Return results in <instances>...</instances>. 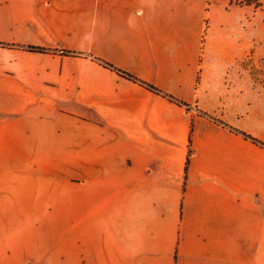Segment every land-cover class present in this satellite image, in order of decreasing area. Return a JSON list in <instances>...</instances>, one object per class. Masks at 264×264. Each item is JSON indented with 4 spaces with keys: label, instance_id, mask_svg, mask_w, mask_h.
<instances>
[{
    "label": "crops",
    "instance_id": "1",
    "mask_svg": "<svg viewBox=\"0 0 264 264\" xmlns=\"http://www.w3.org/2000/svg\"><path fill=\"white\" fill-rule=\"evenodd\" d=\"M254 13L0 0V264H264Z\"/></svg>",
    "mask_w": 264,
    "mask_h": 264
},
{
    "label": "rangeland",
    "instance_id": "2",
    "mask_svg": "<svg viewBox=\"0 0 264 264\" xmlns=\"http://www.w3.org/2000/svg\"><path fill=\"white\" fill-rule=\"evenodd\" d=\"M218 1L219 0H213L214 3H218ZM223 1H224V3H226V5H230V6H233V7L243 6L244 8L247 9V15L249 17H251V16L254 17L255 16V13L254 12H256L257 7H261L262 9H264V0H223ZM208 9L209 8L207 7V11H208ZM206 20H207V23H208L209 22L208 19H206ZM256 47H257V45H253V47L250 48L251 51L249 49V53H248V57H249L248 58L249 59L248 60V66L249 67H252V68H255L257 66L263 65V67H264V61H263V64H262L261 61H260V59L258 60L257 58H253L252 57V55L255 54Z\"/></svg>",
    "mask_w": 264,
    "mask_h": 264
},
{
    "label": "trees",
    "instance_id": "3",
    "mask_svg": "<svg viewBox=\"0 0 264 264\" xmlns=\"http://www.w3.org/2000/svg\"><path fill=\"white\" fill-rule=\"evenodd\" d=\"M30 49L32 50H37V51H43V48L41 47H35V46H30ZM121 73H124L123 71H121ZM128 77L137 80V78H135L134 76L127 74Z\"/></svg>",
    "mask_w": 264,
    "mask_h": 264
}]
</instances>
